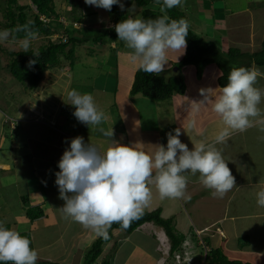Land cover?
I'll return each mask as SVG.
<instances>
[{
	"label": "crops",
	"instance_id": "1",
	"mask_svg": "<svg viewBox=\"0 0 264 264\" xmlns=\"http://www.w3.org/2000/svg\"><path fill=\"white\" fill-rule=\"evenodd\" d=\"M200 1L182 0L181 7L196 33L214 40L223 51L230 48L244 53L261 50L264 1L247 0L241 5L240 0ZM122 2L128 16L137 17L144 9L135 0ZM55 4L60 14L64 11L65 14L84 16L85 22H80L82 28H115L111 11L107 12L108 17H102L99 12L103 9L89 6L85 0H62L60 3L55 0ZM132 5L134 10L129 11ZM120 42L123 41L106 37L100 44L93 43L94 49L87 51L92 56L95 51L104 52L105 47H109L117 58L116 65H109L106 69L104 78L100 75L95 78L85 75L83 78L84 81L89 80L86 82L91 81L89 93L108 117L97 127L90 129L80 123L73 115L75 107L69 104L68 92L74 88L68 78L73 76L76 55L73 60L65 59L67 62L64 63L63 59L60 66L47 70L37 88L29 89L24 85V95L15 104H9L6 95L0 96V221L5 227L30 233L39 261L60 264L61 260L68 259L81 264L86 251L79 240L84 228L63 218L60 208L65 202L59 198V188L55 183V174L60 171L58 163L64 151L70 148L73 138L81 136L86 144H96L105 151L111 138L105 137L100 128L107 130L113 127L114 141L128 145L140 143L142 150L151 154L159 145L167 146V134H175L176 128L182 129L180 139L192 150L193 142L213 143L224 126L210 104L201 106L199 112L193 110V104L204 99L201 89L211 88L219 94L223 87L218 82L222 72L215 63L205 68L201 79L197 77L194 65L183 67L180 73L187 85L186 92L175 94L165 106L164 101L130 94L140 61L133 60L132 54H126L131 61L123 60L126 59L125 51L121 50L124 44ZM94 46H98L97 50ZM180 51L176 55L173 50L167 53L165 68L172 66L171 62L177 58H183L185 50L182 48ZM120 60L132 69L126 89L121 87ZM62 63L63 68H60ZM249 69L261 73L255 87L264 90V65L252 64ZM113 71L115 87L110 82L114 81L110 78ZM2 85L5 86L0 79V95ZM79 92L88 93L84 90ZM6 106L13 110L9 112ZM260 107L264 109V103ZM165 110L167 117L163 114ZM193 119L197 127L188 129L187 134L183 126L188 128L189 121ZM215 146L222 152L232 174H237L236 187L223 198H214L211 190L200 183L199 174H189L186 195L190 199H161L153 186L152 198L144 210L160 208L163 217H173L177 230L186 236L184 248L189 237L193 238V233H196L199 243L202 238H207L211 247H222L230 259L264 264V207L257 205V193L264 190V174L254 175L255 166L264 172V165L259 161L264 158V131L258 125L253 126L245 132H234L227 143ZM29 207H40L43 215L31 220L27 215ZM113 236L103 244L98 263L107 258L110 264H167L170 242L161 226L147 222L130 234L122 228H115ZM97 237L94 232L88 241ZM246 237L248 242L239 245L240 239Z\"/></svg>",
	"mask_w": 264,
	"mask_h": 264
},
{
	"label": "clouds",
	"instance_id": "2",
	"mask_svg": "<svg viewBox=\"0 0 264 264\" xmlns=\"http://www.w3.org/2000/svg\"><path fill=\"white\" fill-rule=\"evenodd\" d=\"M160 11L182 7V0H155ZM89 6L111 11L114 5L124 9L122 0H85ZM134 10V5L129 11ZM118 40L133 50L132 59L139 60L145 73L159 76L168 64L169 50H185L189 24L186 19H170L164 14L156 19L145 20L128 16L117 23ZM24 31L25 36L16 41L28 52L38 33L27 28L0 30V43L15 40L13 33ZM34 56L39 53L33 51ZM35 60L29 61V67ZM261 73L246 67H232L227 84L219 94L213 89H201L204 97L193 104L199 112L201 106L211 105L212 111L222 120L223 128L216 134L213 143L193 142V149L180 139L181 128L175 134H167V146L159 145L154 153H148L140 143L121 144L112 139L113 127L100 131L111 142L105 151L93 143L86 144L81 136L71 140L58 163L56 185L60 199L65 203L60 208L64 219L79 223L84 229L108 239V230L116 223L122 229L130 227L139 219L152 198V187L161 199H190L186 195L188 175L199 174L200 183L211 190L214 198H223L236 187V179L216 144H225L234 132H245L253 126L264 131V90L255 87ZM69 104L75 107L73 115L90 129L101 125L108 117L101 110L92 94L73 89L68 92ZM197 123L189 121L188 128L196 129ZM257 205L264 207V190L257 193ZM39 253L31 247L29 238L15 229L5 227L0 221V264H37Z\"/></svg>",
	"mask_w": 264,
	"mask_h": 264
},
{
	"label": "trees",
	"instance_id": "3",
	"mask_svg": "<svg viewBox=\"0 0 264 264\" xmlns=\"http://www.w3.org/2000/svg\"><path fill=\"white\" fill-rule=\"evenodd\" d=\"M30 1L32 5H19L18 0H0V10L4 13L5 20L0 21V27L12 30L17 27L27 26L28 29L36 31L38 36L47 38V42L41 44L37 49L30 48L28 52H24L23 50L11 51L5 49L0 43V52H6L10 56V61L6 65L7 71L18 81L24 82L29 89L37 88L44 78L45 72L60 66L62 59L73 60L77 47L82 43L91 42L100 44L106 37L112 40H118L115 28L112 30H91L82 27L76 28L73 24H70V26L65 28L68 34L67 40H58L55 42L52 39L54 30H59L64 26L59 21L61 14L56 9L55 0ZM135 1L137 5L144 7L141 12V18L145 20L156 19L167 14L170 19H186L189 24V29L184 56L175 64L178 68L177 74L167 77L161 73L157 76L155 74L145 73L138 67L130 90V94L133 96L142 95L155 101H166L175 94H185L187 85L180 70L187 65H194L196 75L201 79L205 68L209 64L215 63L222 72L218 78L220 86L227 84V77L232 67L251 68L252 64L264 65V41L261 50L254 53H244L237 48H230L227 51H223L214 40L206 39L194 31L188 15L181 7H174L168 9L166 13H162L160 11L161 5L156 4L155 0ZM154 5L157 6V9L152 8ZM111 13L116 24L128 17L125 7L122 10L119 5H114ZM42 14L51 18V20L49 22L43 21L41 19ZM67 17L72 23L85 22V17L82 15H71L69 13ZM13 36L15 40L10 39L12 41H18L25 36V32H14ZM33 51L38 52L39 55L34 56ZM30 60H35V64L31 67H29ZM27 215L31 220H34L43 215V210L40 207H29L27 209ZM147 222H153L164 229L170 241V254L172 256L175 252H181L183 250L186 236L177 230L173 217L165 218L162 216L160 208L152 211L144 210L142 216L134 220L130 227L124 230L130 234ZM115 228H121V226L114 223L108 230V239L100 236L94 239L90 248L84 254L81 264H110L107 258H104L100 263H98V259L103 252V244L113 239V229ZM19 233L31 241L29 232ZM247 242V237L246 239L241 238L239 245L243 246ZM206 245L210 246L208 239L206 240ZM205 261L207 264H253L251 262L230 259L222 247H209L206 251ZM37 264H49V262L38 260Z\"/></svg>",
	"mask_w": 264,
	"mask_h": 264
},
{
	"label": "rangeland",
	"instance_id": "4",
	"mask_svg": "<svg viewBox=\"0 0 264 264\" xmlns=\"http://www.w3.org/2000/svg\"><path fill=\"white\" fill-rule=\"evenodd\" d=\"M58 3H60L62 0H57ZM203 0H201L200 2H202ZM241 4H245L247 0H240ZM264 1V0H262ZM63 3V2H62ZM184 3V2H183ZM18 4L19 5H32L31 1H25V0H18ZM190 6H193L190 3ZM199 6V5H198ZM200 7V6H199ZM59 8V7H58ZM152 8L157 9V6H152ZM195 8V7H193ZM60 9V8H59ZM103 9V8H102ZM194 10V9H192ZM64 12V11H63ZM61 14V19H63V17L66 19V21H70L68 19V13L65 14L63 13ZM109 11L103 9L102 12H99L100 15L102 17H108V13ZM3 12L0 10V21H5L4 20V16H3ZM67 15V16H66ZM141 15H138V17H140ZM82 27V23H79V28ZM0 30H5L3 27H0ZM61 33V29L59 30H54V33L52 34V39L57 42L58 40H60V38H58V34ZM45 42H47V38L43 37V36H38V39L32 42V46L31 48H35L37 49L41 44H44ZM3 47H5V49H9L11 51H20L23 50L21 49L16 41H12L11 39H9V41L5 42V43H1ZM120 44H124V48L121 50H124L125 52V57L123 60L125 61H131V54L133 53V51H129L131 49H129L126 44L124 42H120ZM93 43H82L80 46L77 47V54H76V59H74V69H73V76L72 78H68V80L71 81V85L72 88L77 89V91L80 90H84V92H88L91 90V86L89 85V83L91 82H86L89 80L84 81V76H91L93 78L97 77V76H102V78H104L106 73V69H108L109 65L114 66L116 65V60L117 58H115L114 56V51L111 50L109 47H105L106 51L104 52H99V50H97L98 46H94L96 47L95 51L92 55H88L87 51H91V49L93 48ZM101 47V46H100ZM102 47H104V44L102 45ZM182 49V48H181ZM173 50V53L176 55V53H179V51L181 50ZM129 51V52H126ZM170 51V50H169ZM168 51V52H169ZM181 52V51H180ZM172 53V54H173ZM129 54V55H126ZM171 58H173L171 56ZM10 61V56L6 53V52H0V79L3 80V84L5 86H1L3 88L2 90V94L0 96L6 95L5 99H7L9 104H15L17 99H20L23 95L24 92L22 93V91L25 88V83L24 82H20L18 81L16 78H14L6 69V65L8 64V62ZM180 59L177 58L175 61L171 62L172 66H168L165 68L166 73L162 72V74H168V75H174L177 74L178 72V68L175 65L177 62H179ZM63 62V59H62ZM67 62L64 59V63ZM120 62V70H121V78H122V82H121V87L122 89H126L127 87H129L128 82H130L131 78V74H132V69L127 66L125 63L126 62H122L121 60ZM123 64V66H121ZM60 68H63V63L61 65ZM124 72V73H122ZM113 74L112 76H110V78L112 77V79H114V81L110 80V82H112L113 87L116 86V76H115V71H113L112 73H110V75ZM126 87V88H125ZM7 89V90H6ZM6 90V92H4ZM4 92V93H3ZM171 99H168L163 103V105H168V103L170 102ZM165 103V104H164ZM6 110H8L9 112L13 109H11L9 106L5 107ZM164 116L167 117V111L165 110L163 112ZM259 161L264 165V158L259 159ZM255 171L256 173H254V175H260V174H264V172H261L262 169L259 167L257 168L255 166ZM246 172V171H245ZM234 177H237V174L233 175ZM86 230V231H85ZM89 236H88V235ZM91 236H94V232L91 230H87L84 229V234H82V237L79 238L80 240V244H82V247L84 248V250H88L92 244L93 240H89V238H91ZM193 238L189 237L188 239V244H186V247H183V250L181 251V255L182 257H186V260L181 263V264H207V262L204 260L205 256H206V251L209 249L210 246L206 245V240L207 238H202L203 240L201 241V243H199L200 239L198 238L196 233H193ZM170 242V241H169ZM169 244V243H168ZM203 245V247H202ZM55 250H57L56 247H54ZM85 251V253H86ZM170 251V248H169ZM78 261H69L68 259L65 260L63 262V260H61L60 264H77ZM167 264H177V260L175 259L174 255L172 256L169 252V256L167 258Z\"/></svg>",
	"mask_w": 264,
	"mask_h": 264
},
{
	"label": "built area",
	"instance_id": "5",
	"mask_svg": "<svg viewBox=\"0 0 264 264\" xmlns=\"http://www.w3.org/2000/svg\"><path fill=\"white\" fill-rule=\"evenodd\" d=\"M41 19L43 21L49 22L51 20V18L47 17L46 15L42 14L41 15ZM59 21H61L63 23V27L61 28V33L58 34V38H60V40L66 41L68 38V34L66 32V29L68 26H70V24H73L74 27L79 28V23L80 22H71V21H66V19L63 17V19H61V17L59 18ZM170 252V251H169ZM174 257L177 260V264H181L186 260V257H182L181 252H175L174 253ZM205 260V259H204Z\"/></svg>",
	"mask_w": 264,
	"mask_h": 264
}]
</instances>
